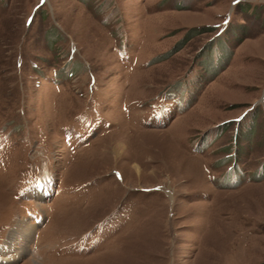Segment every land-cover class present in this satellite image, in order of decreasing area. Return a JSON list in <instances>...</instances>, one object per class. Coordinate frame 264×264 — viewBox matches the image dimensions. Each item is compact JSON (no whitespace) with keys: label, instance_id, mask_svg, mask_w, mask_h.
<instances>
[{"label":"rangeland","instance_id":"1","mask_svg":"<svg viewBox=\"0 0 264 264\" xmlns=\"http://www.w3.org/2000/svg\"><path fill=\"white\" fill-rule=\"evenodd\" d=\"M0 264H264V0H0Z\"/></svg>","mask_w":264,"mask_h":264},{"label":"bare ground","instance_id":"2","mask_svg":"<svg viewBox=\"0 0 264 264\" xmlns=\"http://www.w3.org/2000/svg\"><path fill=\"white\" fill-rule=\"evenodd\" d=\"M114 152L116 153V150H115V149H114L113 153H114ZM28 230H29V229H28ZM26 232H27V231H25V233H26Z\"/></svg>","mask_w":264,"mask_h":264},{"label":"snow or ice","instance_id":"3","mask_svg":"<svg viewBox=\"0 0 264 264\" xmlns=\"http://www.w3.org/2000/svg\"><path fill=\"white\" fill-rule=\"evenodd\" d=\"M44 2V0H41V3H43Z\"/></svg>","mask_w":264,"mask_h":264}]
</instances>
